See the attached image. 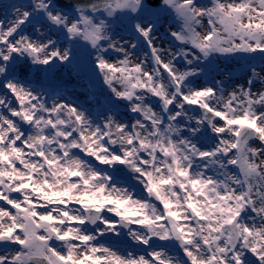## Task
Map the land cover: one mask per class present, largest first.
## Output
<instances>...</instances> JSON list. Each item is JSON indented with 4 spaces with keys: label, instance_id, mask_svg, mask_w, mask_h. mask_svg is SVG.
<instances>
[{
    "label": "snow or ice",
    "instance_id": "6c2138e0",
    "mask_svg": "<svg viewBox=\"0 0 264 264\" xmlns=\"http://www.w3.org/2000/svg\"><path fill=\"white\" fill-rule=\"evenodd\" d=\"M0 264H264V0H0Z\"/></svg>",
    "mask_w": 264,
    "mask_h": 264
}]
</instances>
